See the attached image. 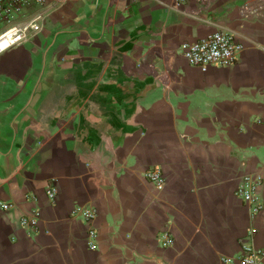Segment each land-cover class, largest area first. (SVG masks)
Wrapping results in <instances>:
<instances>
[{
  "label": "crops",
  "instance_id": "1",
  "mask_svg": "<svg viewBox=\"0 0 264 264\" xmlns=\"http://www.w3.org/2000/svg\"><path fill=\"white\" fill-rule=\"evenodd\" d=\"M218 29L244 45L234 63L190 64L180 45ZM244 173L262 177L256 216L236 197ZM0 202V264H225L264 248V0H63L0 54ZM89 204L94 249L72 214Z\"/></svg>",
  "mask_w": 264,
  "mask_h": 264
},
{
  "label": "built area",
  "instance_id": "2",
  "mask_svg": "<svg viewBox=\"0 0 264 264\" xmlns=\"http://www.w3.org/2000/svg\"><path fill=\"white\" fill-rule=\"evenodd\" d=\"M63 0H0V54L29 42L39 33L50 11L58 7ZM178 2L183 0H177ZM258 12L254 8L250 13ZM244 45L236 40L235 33L218 29L210 36L195 41H185L180 45L184 58L192 65L206 67L209 65H230L234 63L237 54ZM144 175L158 187H162L166 178L158 167L145 170ZM262 182L260 175L244 173L236 189V197L249 205L251 215L256 216L263 208V203L258 194V186ZM46 193L51 201H55L57 189L48 184ZM0 207L8 209L10 203L0 202ZM72 214L80 216L88 225V245L90 249L96 246L97 230L93 221L98 212L92 205H77ZM21 225L28 227L30 232L39 231L38 218L35 215L23 216ZM162 243L165 246L174 245L175 241L169 232L162 234ZM225 264H264V248L252 244H244L242 253L234 258L223 259Z\"/></svg>",
  "mask_w": 264,
  "mask_h": 264
}]
</instances>
